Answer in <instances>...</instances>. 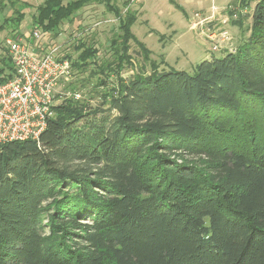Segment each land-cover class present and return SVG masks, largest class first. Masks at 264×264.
<instances>
[{"label": "trees", "instance_id": "obj_1", "mask_svg": "<svg viewBox=\"0 0 264 264\" xmlns=\"http://www.w3.org/2000/svg\"><path fill=\"white\" fill-rule=\"evenodd\" d=\"M9 1L14 36L27 3ZM93 3L119 21L108 56L78 40L81 97L40 141L0 145V264H264V0L236 52L194 74L136 69V15L112 0H44L34 26L56 37ZM13 73L0 56V83Z\"/></svg>", "mask_w": 264, "mask_h": 264}, {"label": "rangeland", "instance_id": "obj_2", "mask_svg": "<svg viewBox=\"0 0 264 264\" xmlns=\"http://www.w3.org/2000/svg\"><path fill=\"white\" fill-rule=\"evenodd\" d=\"M259 1L214 0L213 4L212 0H195L196 4L201 2L196 9L186 0H112V3L123 11L127 9L126 6H129L128 8L136 15L132 32L139 44L136 41H130L129 50L134 58L136 69L144 65L147 70H151L152 62H155L160 70H185L194 74L197 65L202 61L212 56L222 58L228 51L237 50L250 33L248 30L252 22L250 14L253 13ZM38 2L40 0H35L34 3ZM212 5L218 7L219 11L216 15L212 11ZM200 7L211 12L209 16H206L208 19L190 23L189 20H193L194 17H188L196 14L194 10L203 11ZM238 7L246 8L249 14L245 13L248 15L242 19L240 17L233 19L231 9L236 10ZM243 9L242 13H244ZM118 26L119 21L113 13L106 10L104 5L93 4L77 12L73 20L65 21L59 35L51 37L52 41L62 44L65 54H70L72 57L77 56L74 46L79 39L94 44L99 49L100 56L107 57L112 37L118 32ZM213 27L212 31L216 34L209 31ZM224 27L232 38L229 42V39L221 33ZM33 28L32 24L30 30ZM6 37L8 36L5 31L0 33L2 58H9L4 43ZM142 45L149 49V56L145 54ZM216 47L219 50L214 51ZM132 73L125 72L124 76ZM62 100L59 98L58 102Z\"/></svg>", "mask_w": 264, "mask_h": 264}, {"label": "built area", "instance_id": "obj_3", "mask_svg": "<svg viewBox=\"0 0 264 264\" xmlns=\"http://www.w3.org/2000/svg\"><path fill=\"white\" fill-rule=\"evenodd\" d=\"M234 9H231L233 19L249 14L246 8H242L244 13L240 7ZM212 11L216 15L218 7L212 5ZM212 30L214 27L209 31L216 34ZM221 31L229 42L232 38L226 28ZM5 45L14 73L0 83V145L27 139L40 141L59 98L81 97L80 92L66 90L74 79L72 59L63 52L61 43L52 41L51 35L37 26L29 35L19 33L6 38ZM217 50L218 47L214 51Z\"/></svg>", "mask_w": 264, "mask_h": 264}, {"label": "crops", "instance_id": "obj_4", "mask_svg": "<svg viewBox=\"0 0 264 264\" xmlns=\"http://www.w3.org/2000/svg\"><path fill=\"white\" fill-rule=\"evenodd\" d=\"M3 1L6 5V7L4 8L3 11L0 10V24L4 21L5 18L13 15V12H14V9L10 3L9 0H0V2ZM44 0H40V2L38 3H34L35 0H19V4L21 3H27V7H25L22 11L25 13V18L22 20V22L19 24L18 26V31L20 34H24V35H29L30 32H31V25L33 24L34 25V21H33V18H34V15L36 14V7L38 5H40L41 3H43ZM187 2H189L192 6L195 7V9L200 6L201 2L199 3H194L195 0H186ZM193 3V4H192ZM94 5L95 4H100V5H104L102 3H93ZM93 4H88L86 6H89V5H93ZM17 7V5H16ZM105 7V5H104ZM106 8V7H105ZM201 10L203 11H198V10H194L193 12L196 13L194 14V16H189L188 18H191V17H194L193 20H189V22H197V21H200L201 19H205L206 16H209L211 12H208L206 11L203 7H200ZM107 10V8H106ZM205 16V17H204ZM192 27V26H191ZM11 27L8 26L6 27L5 29H3L2 31H0V33H2L3 31H5V34L10 37V36H13L11 35ZM30 30V31H29ZM6 37V38H8ZM5 38V40H6ZM5 40H4V43H5Z\"/></svg>", "mask_w": 264, "mask_h": 264}]
</instances>
